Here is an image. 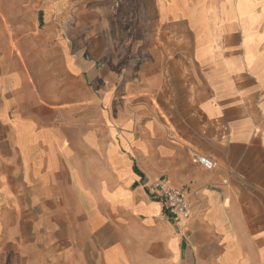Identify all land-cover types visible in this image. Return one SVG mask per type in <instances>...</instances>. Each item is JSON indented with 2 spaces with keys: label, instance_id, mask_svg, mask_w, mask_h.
<instances>
[{
  "label": "crops",
  "instance_id": "1",
  "mask_svg": "<svg viewBox=\"0 0 264 264\" xmlns=\"http://www.w3.org/2000/svg\"><path fill=\"white\" fill-rule=\"evenodd\" d=\"M151 1L126 66L77 47L65 3L4 22L0 264H264V0Z\"/></svg>",
  "mask_w": 264,
  "mask_h": 264
},
{
  "label": "rangeland",
  "instance_id": "2",
  "mask_svg": "<svg viewBox=\"0 0 264 264\" xmlns=\"http://www.w3.org/2000/svg\"><path fill=\"white\" fill-rule=\"evenodd\" d=\"M54 2L65 8L53 21L73 34L77 47L91 52L97 65L126 66L147 47L151 0H0V32L4 22L13 32L44 30L45 7Z\"/></svg>",
  "mask_w": 264,
  "mask_h": 264
},
{
  "label": "built area",
  "instance_id": "3",
  "mask_svg": "<svg viewBox=\"0 0 264 264\" xmlns=\"http://www.w3.org/2000/svg\"><path fill=\"white\" fill-rule=\"evenodd\" d=\"M262 120L264 121V109L262 111ZM191 156L194 164L201 165L208 171L216 168V163L206 156L195 152H191ZM153 189H155L154 193L158 194L163 200L166 210L174 218H180L182 220L190 218L191 205L182 191L171 188L164 179L157 181Z\"/></svg>",
  "mask_w": 264,
  "mask_h": 264
}]
</instances>
